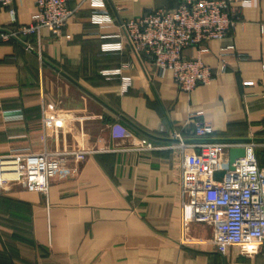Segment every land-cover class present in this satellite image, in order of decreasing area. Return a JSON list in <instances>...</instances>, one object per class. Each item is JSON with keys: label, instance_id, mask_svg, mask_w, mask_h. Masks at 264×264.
Here are the masks:
<instances>
[{"label": "crops", "instance_id": "0c3cea01", "mask_svg": "<svg viewBox=\"0 0 264 264\" xmlns=\"http://www.w3.org/2000/svg\"><path fill=\"white\" fill-rule=\"evenodd\" d=\"M105 1L113 24L92 25L93 7L68 0L73 14L58 33L0 44V157L93 151L46 194L22 184L0 194V264H264V247L220 250L211 226L187 219L172 139L178 131L198 144L193 124L183 125L199 112L213 129L208 143L264 139V0H236L234 31L200 46L202 62L225 71L191 93L129 46L101 51V37L120 21L176 10L179 0ZM35 2L14 0L16 23L0 5V30L30 25ZM229 45L235 50L224 55ZM125 64L132 87L122 93L121 80L101 72ZM252 143L264 169V142Z\"/></svg>", "mask_w": 264, "mask_h": 264}, {"label": "built area", "instance_id": "2783aa9c", "mask_svg": "<svg viewBox=\"0 0 264 264\" xmlns=\"http://www.w3.org/2000/svg\"><path fill=\"white\" fill-rule=\"evenodd\" d=\"M68 0H36L33 22L27 26L0 30V44L15 38L39 35L43 29L58 33L68 23L73 11ZM93 10L90 22L104 26L116 22L105 8V0H86ZM14 0H0L9 7L12 22L16 23ZM236 0H179L173 11L148 10L144 16L120 21L119 31L103 35L101 51L122 54L127 46L144 61L151 63L156 74L164 78L171 73L178 88L186 93L198 86L209 85L225 71L214 70L201 60L200 46L210 40L222 41L234 31L241 20V8ZM197 48L196 55H187V49ZM224 55L235 50L233 45L222 48ZM246 60L244 54L238 55ZM127 65L101 72L105 77H118L121 92L127 93L132 79L124 75ZM192 122V123H191ZM193 124L195 136L202 140L213 135L211 125L201 112L191 114L183 128ZM172 139L181 150V186L183 210L187 219L213 228L210 243L220 250L230 247H264V169L259 166L253 143L190 144L174 131ZM141 146L152 149L143 140ZM242 146L245 155L229 169L230 148ZM192 152H188V149ZM92 150L43 152L41 154H11L0 157V194L12 186L22 184L33 193H48L53 181L78 171ZM225 172L222 177L216 174Z\"/></svg>", "mask_w": 264, "mask_h": 264}, {"label": "water", "instance_id": "95a60500", "mask_svg": "<svg viewBox=\"0 0 264 264\" xmlns=\"http://www.w3.org/2000/svg\"><path fill=\"white\" fill-rule=\"evenodd\" d=\"M15 40L23 45H26V42L28 40L27 37H22V38H15ZM191 141V140H188ZM197 142V143H208V142H214L213 140H193L192 142ZM223 143L227 144H248L252 142H264V139H256V140H251V139H241V140H223ZM245 155V149L242 146H237L230 148L229 150V169L234 170L235 168V162L237 159L243 157ZM225 174V172H221L216 174L217 177H222Z\"/></svg>", "mask_w": 264, "mask_h": 264}]
</instances>
